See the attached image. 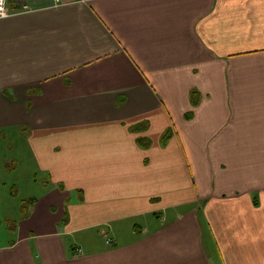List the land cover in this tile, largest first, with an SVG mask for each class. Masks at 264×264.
Returning <instances> with one entry per match:
<instances>
[{
  "label": "crops",
  "instance_id": "1",
  "mask_svg": "<svg viewBox=\"0 0 264 264\" xmlns=\"http://www.w3.org/2000/svg\"><path fill=\"white\" fill-rule=\"evenodd\" d=\"M7 7L0 134L54 187L0 264H264V0Z\"/></svg>",
  "mask_w": 264,
  "mask_h": 264
},
{
  "label": "rangeland",
  "instance_id": "2",
  "mask_svg": "<svg viewBox=\"0 0 264 264\" xmlns=\"http://www.w3.org/2000/svg\"><path fill=\"white\" fill-rule=\"evenodd\" d=\"M7 134H0V243L16 238L22 223L36 220L45 211L44 196L54 187L47 183L48 175L37 170L27 135L17 129ZM34 197L38 203L32 201ZM55 198V194L50 195L51 200ZM60 223H65L64 217Z\"/></svg>",
  "mask_w": 264,
  "mask_h": 264
},
{
  "label": "trees",
  "instance_id": "3",
  "mask_svg": "<svg viewBox=\"0 0 264 264\" xmlns=\"http://www.w3.org/2000/svg\"><path fill=\"white\" fill-rule=\"evenodd\" d=\"M198 94V91L197 90H193L192 91V93H191V99H192V102L194 103V105H196L197 103H198V101H197V98L195 97V95H197ZM189 116H191V115H189ZM144 126H146V124H144ZM143 126V127H144ZM134 128V127H133ZM138 127H136V128H134V129H137ZM170 134H171V132L170 131H167L165 134H164V136H163V141H166V139L170 136ZM138 142L140 143V144H142L143 146H148L149 144H150V139L149 138H147V137H139L138 138ZM32 201L34 202V201H36V198L34 197L33 199H32ZM67 220V215L65 216V218H64V222Z\"/></svg>",
  "mask_w": 264,
  "mask_h": 264
},
{
  "label": "built area",
  "instance_id": "4",
  "mask_svg": "<svg viewBox=\"0 0 264 264\" xmlns=\"http://www.w3.org/2000/svg\"><path fill=\"white\" fill-rule=\"evenodd\" d=\"M7 1L8 0H0V17H5L11 13L7 7ZM61 2L62 0H53V5L57 6L61 4ZM25 8H27V5H25Z\"/></svg>",
  "mask_w": 264,
  "mask_h": 264
}]
</instances>
